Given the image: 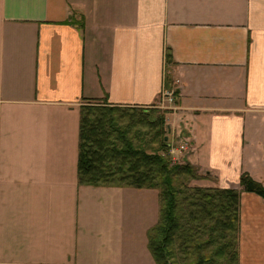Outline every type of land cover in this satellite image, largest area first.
<instances>
[{"label":"crops","instance_id":"obj_1","mask_svg":"<svg viewBox=\"0 0 264 264\" xmlns=\"http://www.w3.org/2000/svg\"><path fill=\"white\" fill-rule=\"evenodd\" d=\"M169 92L168 144L202 188L264 187V0H0V264H93L106 234L78 215L80 106ZM238 263L264 264V201L245 193Z\"/></svg>","mask_w":264,"mask_h":264},{"label":"trees","instance_id":"obj_2","mask_svg":"<svg viewBox=\"0 0 264 264\" xmlns=\"http://www.w3.org/2000/svg\"><path fill=\"white\" fill-rule=\"evenodd\" d=\"M150 114L92 102L81 107L78 182L111 186L119 177L123 187L157 192L158 220L147 234L154 264H239L240 196L250 194L264 201V188L247 174L240 176V191L190 187L197 172L172 163L164 119ZM134 126L146 132L126 139ZM138 139L142 144L133 145ZM154 143L157 148L148 151Z\"/></svg>","mask_w":264,"mask_h":264},{"label":"rangeland","instance_id":"obj_3","mask_svg":"<svg viewBox=\"0 0 264 264\" xmlns=\"http://www.w3.org/2000/svg\"><path fill=\"white\" fill-rule=\"evenodd\" d=\"M83 105L86 106V103H83ZM82 106H80V109ZM172 108L161 103L157 107L147 109L151 113L150 116L163 117L165 142L167 144V125L172 113L170 109ZM122 127L125 129L126 125ZM145 132V128L134 126L129 134L130 136L126 139H132L135 136L134 134L144 135ZM147 137L149 138V136ZM141 144L140 139L138 141L135 140L133 143L136 146ZM156 148L157 145L154 143L148 148V151H153ZM175 158H177L176 163L189 165L183 162V158H178L177 155H175ZM189 166L195 169L198 178L196 181H189L188 185L202 188L203 180H206V177L199 174L197 168ZM117 179L119 177L115 178V182L111 186L97 187L81 185L77 180L79 189L78 212L81 206V211L78 215H82V217L83 214L92 216L89 219L93 223L92 227L98 229L95 225L96 223L100 227L102 226V231L106 234L105 246L101 247L97 243L93 244L88 260H91L93 264H146V259H149V254L146 250V236L158 220L157 192L123 187L121 184L119 185ZM95 211L96 213H93ZM98 214H102V216Z\"/></svg>","mask_w":264,"mask_h":264},{"label":"built area","instance_id":"obj_4","mask_svg":"<svg viewBox=\"0 0 264 264\" xmlns=\"http://www.w3.org/2000/svg\"><path fill=\"white\" fill-rule=\"evenodd\" d=\"M163 99H164V102L165 103H167L168 105H170V106H173L174 105V96H173V94L172 93H166V94H164L163 95ZM186 149H185V147H180L179 148V151L180 152H183V151H185ZM178 152V150H176V149H173V148H171L170 149V151H169V156L172 158V161H176V158H175V154Z\"/></svg>","mask_w":264,"mask_h":264}]
</instances>
